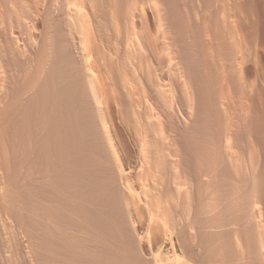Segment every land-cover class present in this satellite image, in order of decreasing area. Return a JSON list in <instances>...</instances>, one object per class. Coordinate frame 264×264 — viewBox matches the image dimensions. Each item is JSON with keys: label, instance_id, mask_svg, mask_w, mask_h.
Segmentation results:
<instances>
[{"label": "bare ground", "instance_id": "obj_1", "mask_svg": "<svg viewBox=\"0 0 264 264\" xmlns=\"http://www.w3.org/2000/svg\"><path fill=\"white\" fill-rule=\"evenodd\" d=\"M245 15L242 0H0V264H264Z\"/></svg>", "mask_w": 264, "mask_h": 264}, {"label": "rangeland", "instance_id": "obj_2", "mask_svg": "<svg viewBox=\"0 0 264 264\" xmlns=\"http://www.w3.org/2000/svg\"><path fill=\"white\" fill-rule=\"evenodd\" d=\"M249 22L252 24L253 36L256 41L257 49V68L259 81L264 84V0H242ZM258 39V40H257ZM259 43V44H258ZM262 106V105H261Z\"/></svg>", "mask_w": 264, "mask_h": 264}]
</instances>
